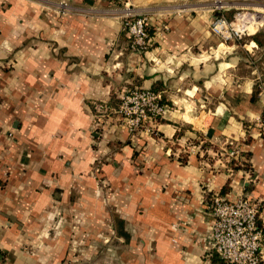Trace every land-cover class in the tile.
Wrapping results in <instances>:
<instances>
[{
	"label": "crops",
	"instance_id": "crops-1",
	"mask_svg": "<svg viewBox=\"0 0 264 264\" xmlns=\"http://www.w3.org/2000/svg\"><path fill=\"white\" fill-rule=\"evenodd\" d=\"M214 7L0 0L1 264H100L90 248L107 243L127 244L128 264H213L218 194L259 202L264 229V85L238 76L233 52L218 58L229 46L212 33ZM129 13L147 19L146 53L132 49ZM134 88L170 107L155 135L117 116Z\"/></svg>",
	"mask_w": 264,
	"mask_h": 264
},
{
	"label": "built area",
	"instance_id": "built-area-1",
	"mask_svg": "<svg viewBox=\"0 0 264 264\" xmlns=\"http://www.w3.org/2000/svg\"><path fill=\"white\" fill-rule=\"evenodd\" d=\"M113 1V0H109ZM127 1V0H124ZM223 0H215L214 12H222ZM246 14L249 21L259 19V13L244 12L230 22L225 15L216 17L212 33L222 41H241L251 36L242 23L239 15ZM127 31L132 41V49L146 53L150 48V36L147 31V19L127 14ZM245 21V20H244ZM264 26L261 24L260 29ZM259 28V27H258ZM259 29V30H260ZM252 44V43H251ZM170 107L163 102L162 96L152 89H129L121 99L117 116L132 135L143 131L155 135L156 123L162 119ZM230 158H239L241 146L235 141L229 143ZM210 209L214 217L213 253H216L226 264H264V229L260 225L261 204L236 193L234 197L215 195ZM1 264V262H0Z\"/></svg>",
	"mask_w": 264,
	"mask_h": 264
},
{
	"label": "rangeland",
	"instance_id": "rangeland-1",
	"mask_svg": "<svg viewBox=\"0 0 264 264\" xmlns=\"http://www.w3.org/2000/svg\"><path fill=\"white\" fill-rule=\"evenodd\" d=\"M222 3H228V0H223ZM239 3H243L242 8L233 9L228 13V15L224 14L228 21L230 22L235 21V17L238 14L244 12L260 13L258 12L259 11L258 9L259 8L264 9V0H253V1L239 2ZM263 27L256 34H254V36L247 35L241 41L231 40L228 41L227 43L225 42L226 47L229 46V48L223 49L218 57L219 59H221L222 57H225L224 52L226 53L233 52L234 54L229 58H234L239 61V68L237 71L238 76L250 77L251 79H254L255 89L257 90H261V87H263L264 85V28ZM253 37H257L261 41L262 46H259L257 44L256 47H251V41H253L252 39ZM217 49L218 47H215L214 49H212L211 52L215 53ZM204 55H208V54L206 53ZM214 57H216L215 54ZM84 219L85 218L83 216L78 215L76 213L74 214L73 216L74 237L76 236L77 238H80L84 236L85 233H82L80 230H78V227L83 226ZM114 245L116 246L117 243H114ZM112 246L113 244L107 243L104 247H102L99 250H97L96 247H92L90 248V252L91 253L94 252L93 256H95L97 255L96 254L97 251H101L100 254L102 256V259L100 260V262L102 263L100 264H113V260L115 258H118L119 261L122 262V264H128V259L131 256L128 245L125 243L121 244L120 249H118L117 246L114 249ZM75 252L77 253L75 257L82 254L81 249H77Z\"/></svg>",
	"mask_w": 264,
	"mask_h": 264
},
{
	"label": "bare ground",
	"instance_id": "bare-ground-1",
	"mask_svg": "<svg viewBox=\"0 0 264 264\" xmlns=\"http://www.w3.org/2000/svg\"><path fill=\"white\" fill-rule=\"evenodd\" d=\"M260 7V6H259ZM259 11L258 12H260L259 14H260V16H259V19H255V20H253L252 18L249 20V21H247L248 20V17H247V15L246 14H244V15H239V20L242 22L241 24H240V27H246L248 30H249V34L250 35H254V34H256L258 31H259V29H260V27H261V24H263L264 23V11H261V10H264V9H262V8H259L258 9ZM245 20V21H244ZM259 27V28H258ZM255 29H257L256 31V33H254L253 32V30H255Z\"/></svg>",
	"mask_w": 264,
	"mask_h": 264
},
{
	"label": "trees",
	"instance_id": "trees-1",
	"mask_svg": "<svg viewBox=\"0 0 264 264\" xmlns=\"http://www.w3.org/2000/svg\"><path fill=\"white\" fill-rule=\"evenodd\" d=\"M224 14V12H217L216 13V17H220ZM264 28V27H263ZM254 42H256V44H258L259 46H262L261 44V41L257 38V37H253L252 38ZM132 43V42H131ZM132 46V44H131ZM255 95H256V92H255ZM163 102L165 103V101L163 100ZM166 104V103H165ZM261 225V224H260ZM212 258V263L213 264H226L223 260L220 259V257L216 254V253H213V255L211 256Z\"/></svg>",
	"mask_w": 264,
	"mask_h": 264
}]
</instances>
